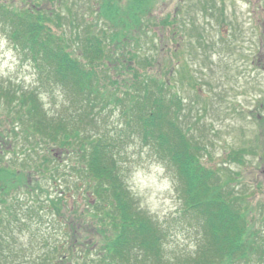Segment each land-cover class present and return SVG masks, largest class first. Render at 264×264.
I'll return each instance as SVG.
<instances>
[{"label":"trees","instance_id":"16d2710c","mask_svg":"<svg viewBox=\"0 0 264 264\" xmlns=\"http://www.w3.org/2000/svg\"><path fill=\"white\" fill-rule=\"evenodd\" d=\"M23 1L0 0L1 29L35 76L25 85L0 75V264L264 263V202H252L264 189V100L256 135L210 166L185 104L186 80H197L179 53L192 33L173 14L150 27L157 0ZM190 29L198 48L216 50ZM53 91L55 109L44 96ZM133 145L174 176L172 217L131 190L123 163ZM176 225L195 233L192 249L171 250Z\"/></svg>","mask_w":264,"mask_h":264},{"label":"rangeland","instance_id":"374dc122","mask_svg":"<svg viewBox=\"0 0 264 264\" xmlns=\"http://www.w3.org/2000/svg\"><path fill=\"white\" fill-rule=\"evenodd\" d=\"M5 1L12 6L24 5L23 0ZM120 1L122 4L127 2ZM51 4L45 0L42 2V6L47 8ZM169 13L176 18V29L187 27L186 34L192 33L184 35L185 47L179 53L181 59L190 65L192 79L197 80L195 86L186 80L185 104L193 109L192 119L201 120L197 135H201L210 153L204 157L206 163L218 168L229 159L233 147L256 135L251 134V127L262 121L261 118L255 119L254 114L262 111L257 105L264 100V40L263 43L259 41L264 38V0H157L151 14L157 23L151 22L149 26L162 27L159 20ZM190 19L195 21L194 26ZM1 27L0 75L13 77L25 85L32 84L35 80L32 67ZM190 27L203 31L206 42H217L216 50L204 52L198 48V35ZM176 39L182 41V35L176 34ZM168 40L170 50L166 51L170 56L167 57L175 59L173 52L178 44L173 40L172 32ZM53 92V95L50 92L44 96L47 106L55 109L61 97L57 91ZM203 104H207V109L198 112ZM261 130H264V123ZM123 165L127 182L143 208L161 220L177 212L181 200L174 176L166 163L151 150L133 145L126 152ZM231 165L237 169L235 163ZM256 172L260 173V179H264V172ZM256 195L252 201L255 207L260 201L264 202V189H258ZM195 239L192 230L176 225L171 250L192 249Z\"/></svg>","mask_w":264,"mask_h":264}]
</instances>
